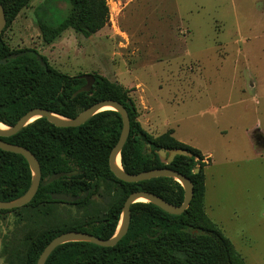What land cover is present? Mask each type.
<instances>
[{"label": "rangeland", "instance_id": "rangeland-1", "mask_svg": "<svg viewBox=\"0 0 264 264\" xmlns=\"http://www.w3.org/2000/svg\"><path fill=\"white\" fill-rule=\"evenodd\" d=\"M43 1L5 28L11 48H36L72 76L122 84L149 133L172 129L210 157L207 214L246 264H264V0H107L103 29L90 37L69 29L49 45L35 19ZM116 195L107 183L94 201L105 208ZM84 216L63 203L0 211V264L5 255L21 261L45 229Z\"/></svg>", "mask_w": 264, "mask_h": 264}, {"label": "trees", "instance_id": "trees-1", "mask_svg": "<svg viewBox=\"0 0 264 264\" xmlns=\"http://www.w3.org/2000/svg\"><path fill=\"white\" fill-rule=\"evenodd\" d=\"M32 0H0L7 25L10 26ZM59 3L66 4L62 9ZM107 0H44L35 8V19L42 40L49 45L69 29L90 37L109 20ZM5 27V28H6ZM0 34V122L13 126L30 109L42 107L66 118H74L86 108L104 99L122 103L131 119V131L121 151L125 171L139 173L170 167L190 177L194 197L182 214H171L152 202L132 205L127 234L111 247L88 241H71L57 247L46 264H246L235 245L211 220L206 212L205 168L211 158L190 144L177 139L172 129L155 137L138 119V109L130 90L100 74L89 92L74 93L86 84L79 75H69L54 67L36 48L12 49ZM123 127L119 112L104 110L78 127H59L45 117L25 126L17 134L0 137L4 141L28 148L38 158L42 178L38 192L25 207L63 203L84 208L82 221L69 226H52L32 239L21 261L5 255L7 264H36L41 253L56 236L71 230L98 237H112L119 225L127 197L139 190L160 195L168 202L181 205L185 190L172 177H158L140 182L119 179L110 169L109 156ZM183 148L191 155H178L164 162L157 150ZM198 168L199 172H195ZM77 171L50 184L45 181L56 172ZM32 183L27 159L0 148V200L22 196ZM115 185L117 195L105 208L94 199L107 184ZM55 192L79 197L74 202L53 198ZM17 262V263H15Z\"/></svg>", "mask_w": 264, "mask_h": 264}, {"label": "water", "instance_id": "water-1", "mask_svg": "<svg viewBox=\"0 0 264 264\" xmlns=\"http://www.w3.org/2000/svg\"><path fill=\"white\" fill-rule=\"evenodd\" d=\"M6 25H7V20H6L5 11L2 4L0 3V34L3 32ZM5 62H6L5 59L0 60V63H5ZM79 78L85 79L86 84L74 93L73 95L74 97L81 92H89L95 83L94 74H89V73L82 74L79 75ZM107 106H111L114 108L113 109L114 111L119 112L123 120V127L120 138L117 144L113 147L109 156V165L111 171L119 179L131 183L150 180L158 177L175 178L184 187L185 190L184 202L181 205H175L168 202L163 197L155 193L144 190L135 191L131 193L124 202L119 225L117 227L115 234L112 237L102 238L90 234L88 232H83L78 230H71L64 232L56 236L54 239H52L49 242V244L45 247V249L41 253L36 264H46L48 258L57 247L71 241H88L106 247L115 246L127 234L129 230L131 218H132V205L134 203L142 202V201L152 202L171 214H182L190 206V203L194 197V192H195L194 183L190 177L184 175L178 170H175L170 167H160V168L150 169L147 171H142L139 173H129L125 171L121 161V151L124 148L128 140V137L130 135L131 119L126 107L117 100L104 99L99 102H96L95 104L83 110L74 118L63 117L57 113H53L42 107L32 108L28 112H26L13 126H8L3 123L6 126V129L0 128V137L13 136L17 134L20 130H22L25 126H27L28 124L32 123L33 121H35L40 117L47 118L50 122L54 123L56 126L59 127H78L84 124L85 122H87L95 114L106 110L105 107ZM0 148L5 151L23 155L27 159L32 172V183L29 189L22 196L15 198L13 200L10 201L0 200V209H13V208L25 206L32 201V199L38 192L42 178L40 162L38 158L35 156V154L32 153L28 148L18 144H13L4 141L1 138H0ZM157 153L159 154L161 159L167 164L173 162L175 157L178 155H189V156L191 155L189 151L183 148H173V149L162 148L157 150ZM118 160H120V164H118ZM195 172H199V169L196 168ZM76 173L77 171L56 172L52 174L44 183L45 185H47L55 180L60 179L63 176H71ZM52 196L57 200H62L67 202H74L79 198L76 196H72L60 192H55L52 194Z\"/></svg>", "mask_w": 264, "mask_h": 264}, {"label": "bare ground", "instance_id": "bare-ground-1", "mask_svg": "<svg viewBox=\"0 0 264 264\" xmlns=\"http://www.w3.org/2000/svg\"><path fill=\"white\" fill-rule=\"evenodd\" d=\"M105 109L113 110L114 108L111 107V106H107V107H105ZM0 128L1 129H6V126L3 123L0 122ZM118 164H120V160H118ZM142 200H144V199H142Z\"/></svg>", "mask_w": 264, "mask_h": 264}]
</instances>
